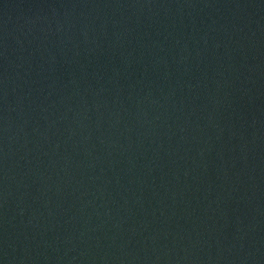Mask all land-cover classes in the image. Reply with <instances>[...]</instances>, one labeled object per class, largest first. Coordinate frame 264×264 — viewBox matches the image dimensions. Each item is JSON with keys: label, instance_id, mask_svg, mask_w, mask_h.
<instances>
[{"label": "water", "instance_id": "obj_1", "mask_svg": "<svg viewBox=\"0 0 264 264\" xmlns=\"http://www.w3.org/2000/svg\"><path fill=\"white\" fill-rule=\"evenodd\" d=\"M0 264H149L111 0H0Z\"/></svg>", "mask_w": 264, "mask_h": 264}]
</instances>
